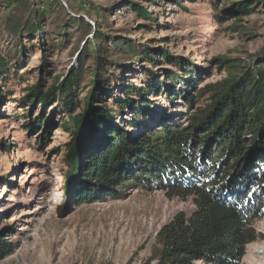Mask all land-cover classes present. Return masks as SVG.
I'll list each match as a JSON object with an SVG mask.
<instances>
[{
  "label": "trees",
  "instance_id": "trees-1",
  "mask_svg": "<svg viewBox=\"0 0 264 264\" xmlns=\"http://www.w3.org/2000/svg\"><path fill=\"white\" fill-rule=\"evenodd\" d=\"M39 1L0 0L8 10L9 30L0 32V112L6 94L12 95L5 90L24 64L28 36L37 40L31 48L43 52L37 81L24 96L42 111L29 120V129L45 123L49 106L64 109L60 127L72 134L66 158L74 189L68 200H119L136 188L192 198V215L180 213L160 230L159 263L242 264L247 246L259 238L254 223L264 218V56L248 64L221 58L227 76L202 87L184 58L161 46L142 51L135 39L93 31L75 16L48 25L40 9L33 8L45 10L50 2ZM261 4L264 0L236 1L231 12L249 16ZM131 8L141 18L155 20L144 7ZM19 10L33 16L16 18ZM85 29L94 38L87 37L80 47L77 63L65 76L52 77L48 54ZM123 58L152 67L161 65V58L182 70L167 69L162 79L146 68L150 82H130L117 94L114 69ZM88 60L94 62L90 67ZM159 96L162 101H155ZM14 232L0 227V261L17 249L7 239Z\"/></svg>",
  "mask_w": 264,
  "mask_h": 264
},
{
  "label": "rangeland",
  "instance_id": "rangeland-1",
  "mask_svg": "<svg viewBox=\"0 0 264 264\" xmlns=\"http://www.w3.org/2000/svg\"><path fill=\"white\" fill-rule=\"evenodd\" d=\"M55 1L48 0L55 6L44 4L45 10L33 8L40 9L48 25L75 16L91 24L93 31L135 39L142 51L145 46H161L172 56L184 58L202 87L227 76L219 59L248 64L264 56H258L264 50V4L249 16H240L231 12L232 4L246 0H59L60 6ZM131 4L144 7L155 20L141 18ZM7 15L8 10L0 6L3 33H9ZM27 16L33 15L17 11L16 18ZM85 31L70 35L66 44L48 54L52 77L65 76L77 63L80 47L87 37L94 38ZM36 41L24 38V64L7 86L5 91L12 95L6 94L0 112V227L15 229L7 239L17 245L0 264H160L156 254L160 230L180 213L190 217L196 209L193 199L136 188L119 200H68V192L74 189L68 178L72 166L66 158L72 134L60 127L66 119L64 109L49 106L45 123L29 129V120L42 112L39 104L24 101L43 64L42 50L30 46ZM118 63L114 69L117 94L130 82L142 86L150 82L146 68L162 79L167 69L182 70L161 58L156 67L125 58ZM154 100L161 102L162 96ZM47 129L50 134H45ZM254 226L259 238L247 246L242 264H264V218Z\"/></svg>",
  "mask_w": 264,
  "mask_h": 264
}]
</instances>
